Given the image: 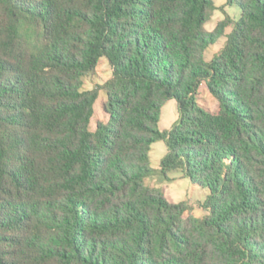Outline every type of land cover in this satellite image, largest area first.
<instances>
[{"label":"trees","instance_id":"16d2710c","mask_svg":"<svg viewBox=\"0 0 264 264\" xmlns=\"http://www.w3.org/2000/svg\"><path fill=\"white\" fill-rule=\"evenodd\" d=\"M159 140L206 215L146 184ZM0 264H264V0H0Z\"/></svg>","mask_w":264,"mask_h":264},{"label":"rangeland","instance_id":"374dc122","mask_svg":"<svg viewBox=\"0 0 264 264\" xmlns=\"http://www.w3.org/2000/svg\"><path fill=\"white\" fill-rule=\"evenodd\" d=\"M218 6L225 5L226 0H215ZM226 11L233 17L240 16V8L237 5L227 6ZM225 18V13L222 10H216L211 19L206 24L207 29L213 30L218 23ZM231 24V23H230ZM232 24L228 26L227 31H230ZM227 38L221 37L217 43L209 46L205 52L206 60L210 61L213 56L225 45ZM112 76V68L106 58H102L100 63L93 73L85 78V88L92 89L98 84H103ZM106 93L102 91L100 98L96 102V112L92 121V129L96 128L99 120H108V114L104 109ZM199 103L208 110L216 111L218 109V100L211 94L206 84H203L198 93ZM179 119V111L176 99L169 100L162 110L159 127L162 130H170L176 121ZM167 144L163 140L156 141L152 145L150 153L151 165L155 172L146 178L147 185L161 189L165 196L172 202L187 201L192 206V213L196 217H202L208 211L202 206L207 199L209 189L194 184L189 178L182 177L179 171H170L163 173L161 162L167 153Z\"/></svg>","mask_w":264,"mask_h":264}]
</instances>
